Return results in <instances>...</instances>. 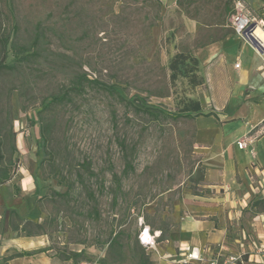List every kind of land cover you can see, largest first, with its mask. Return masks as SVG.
Instances as JSON below:
<instances>
[{"label": "rangeland", "instance_id": "1", "mask_svg": "<svg viewBox=\"0 0 264 264\" xmlns=\"http://www.w3.org/2000/svg\"><path fill=\"white\" fill-rule=\"evenodd\" d=\"M237 1L0 0V37L29 44L37 25L44 30L41 54L0 76V170L8 165L13 181L26 176L37 183L34 211L42 227L32 229L47 234L50 253L83 249L98 260L115 231L134 245L144 226L154 235L178 228L204 205L200 196H212L195 116L181 112L206 85L172 80L169 61L234 35ZM244 1L263 16L264 0ZM255 35L264 41L260 30ZM82 73L99 84L84 81L81 92L44 106ZM136 95L162 109L159 116L129 100ZM128 160L134 169L125 173ZM257 208L264 210V202ZM157 242L146 246L151 264H162Z\"/></svg>", "mask_w": 264, "mask_h": 264}, {"label": "crops", "instance_id": "2", "mask_svg": "<svg viewBox=\"0 0 264 264\" xmlns=\"http://www.w3.org/2000/svg\"><path fill=\"white\" fill-rule=\"evenodd\" d=\"M197 57L206 88L199 99L204 114L195 117V142L213 194L200 196L204 201L197 203L204 205L157 242V258L178 264L180 247L194 245L203 260L192 264H211L214 257L226 264L232 254L245 264H264V210L257 208L264 202V52L235 33L199 50ZM241 140L246 148H239ZM19 179L13 181L11 174L0 183V264H99L62 260L50 250L11 257L49 244L45 232L27 235L21 229L28 219L41 222L34 211L37 183Z\"/></svg>", "mask_w": 264, "mask_h": 264}, {"label": "trees", "instance_id": "3", "mask_svg": "<svg viewBox=\"0 0 264 264\" xmlns=\"http://www.w3.org/2000/svg\"><path fill=\"white\" fill-rule=\"evenodd\" d=\"M244 1V0H243ZM233 12V11H232ZM230 12V15L232 14ZM15 26V25H13ZM44 34V30L40 28V25H37L33 39L29 44H23L16 42L15 40H10L9 36H1L0 37V76L5 71H15L18 70L24 63L31 61L32 59L37 58L41 54L40 42L41 38ZM13 55V60L8 61L9 55ZM199 58L197 55H194L192 52L180 51L173 55L169 61V68L171 70V79L176 80L180 76L189 79V82L193 86H199L204 84V77L199 72ZM84 81L95 82L99 84V81H91L88 79L86 73H82L77 76L75 80V84L71 87L67 88V90L61 94H53L50 97L44 99V106H50L54 102L64 101L69 98L71 92H81L83 89ZM107 89L117 91L112 85H106ZM131 102L139 103V106L143 108L147 113L154 116H159V112L162 111L160 108H156L152 105H147L146 99L139 95L132 97L129 99ZM181 112H185L188 115H197L204 114L202 111L201 101L199 99L189 97L187 99L186 105L181 109ZM207 114H211L210 112ZM261 126V125H259ZM258 126V128H259ZM40 132L43 136V144L46 146V132L44 126H40ZM4 145L5 141L0 137V162L5 163V153H4ZM8 165L4 166L0 170V183L5 182L11 178V173L8 170ZM130 169H134L131 161H127L124 172L128 173ZM116 179H120L116 176ZM89 194H91L89 192ZM264 201V199H263ZM13 213H16L13 211ZM31 227V228H29ZM33 228L40 229L42 227V223L35 222L31 219L25 221L22 225V231L27 235H32L37 231H34ZM13 228L18 230L19 225L14 224ZM160 235L157 237L156 241H161L168 239L169 232L163 228H159ZM141 242V243H140ZM107 245L106 253L104 256L100 257L97 262L99 264H116L119 261H126V259L130 258L132 261H136L137 264H151L152 261L150 257L146 253V245L141 239L140 241L136 239L134 245L131 243H125L123 239V231H115L113 235L105 242ZM104 245H102L103 248ZM150 247V246H149ZM50 247H41L35 250H21L14 252L11 257L15 256H26L33 255L38 252H43L49 250ZM56 256L62 260H72L74 263H78L80 261L89 260L86 258V252L82 249L79 251L69 250L66 247L58 248L56 250ZM179 264V263H178Z\"/></svg>", "mask_w": 264, "mask_h": 264}, {"label": "built area", "instance_id": "4", "mask_svg": "<svg viewBox=\"0 0 264 264\" xmlns=\"http://www.w3.org/2000/svg\"><path fill=\"white\" fill-rule=\"evenodd\" d=\"M235 11L231 15V24L235 30V33L241 38L249 41L253 44L252 38L262 46V52H264V41L260 40L256 35V29L259 28L264 32V14L263 16H256L246 7V3L243 0H238L235 4ZM254 45V44H253ZM237 67L239 64L236 65ZM262 76L264 77V68L262 70ZM263 125V124H262ZM239 148H246L248 143L246 140L238 142ZM158 235V231L155 235L151 233L149 226H144L139 234L141 241L155 248V236ZM181 257L178 259L179 264H192L194 261L203 260V255L200 247L194 245H184L180 247ZM211 264H219L218 257H214ZM226 264H245L241 255H230L226 259Z\"/></svg>", "mask_w": 264, "mask_h": 264}, {"label": "water", "instance_id": "5", "mask_svg": "<svg viewBox=\"0 0 264 264\" xmlns=\"http://www.w3.org/2000/svg\"><path fill=\"white\" fill-rule=\"evenodd\" d=\"M252 41H253V44L254 46L259 50V51H262V46L257 42L256 39L252 38Z\"/></svg>", "mask_w": 264, "mask_h": 264}, {"label": "bare ground", "instance_id": "6", "mask_svg": "<svg viewBox=\"0 0 264 264\" xmlns=\"http://www.w3.org/2000/svg\"><path fill=\"white\" fill-rule=\"evenodd\" d=\"M257 30H260L262 33H264V32H263L261 29H259V28H257L256 31H257ZM257 37H258V36H257ZM258 38H259V37H258ZM259 39H260V38H259ZM260 40H261V39H260Z\"/></svg>", "mask_w": 264, "mask_h": 264}]
</instances>
